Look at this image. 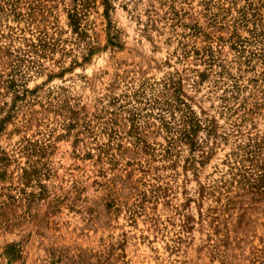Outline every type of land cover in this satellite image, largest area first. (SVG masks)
<instances>
[{"label": "rangeland", "instance_id": "374dc122", "mask_svg": "<svg viewBox=\"0 0 264 264\" xmlns=\"http://www.w3.org/2000/svg\"><path fill=\"white\" fill-rule=\"evenodd\" d=\"M0 264H264V0H0Z\"/></svg>", "mask_w": 264, "mask_h": 264}]
</instances>
